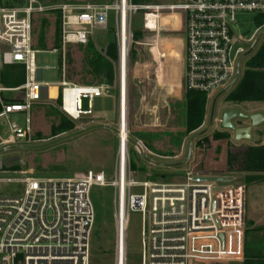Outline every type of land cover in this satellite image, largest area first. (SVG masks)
Here are the masks:
<instances>
[{
	"label": "built area",
	"instance_id": "obj_1",
	"mask_svg": "<svg viewBox=\"0 0 264 264\" xmlns=\"http://www.w3.org/2000/svg\"><path fill=\"white\" fill-rule=\"evenodd\" d=\"M35 0L19 7L0 6V72L19 66L24 82L16 88L0 87V120L14 140H26L33 130L34 109L45 104L41 89L42 70L36 65L34 20L46 11L61 16V44L85 46L96 30L106 29L113 14L118 37V151L112 178L104 172H87L82 177H4L14 165L0 157V186H24L20 197H3L0 192V264H91V238L96 214L91 200L94 187L114 190L118 262L126 264L125 233L131 213L142 216L140 264H223L228 251L245 229V189L241 185L222 187L213 182H196L204 175L188 172L183 183H136L131 171L128 112V42L133 16L144 13V29L152 28L150 17L180 16L185 44L186 91L226 93L236 84L232 50L239 15L264 16V0H181L169 6L134 5L132 0L111 4H56L35 6ZM151 38V37H150ZM148 39V45L150 40ZM257 43L252 47L254 50ZM126 48V56L125 50ZM53 53H58L54 49ZM239 79V78H238ZM61 88L60 111L73 122L94 116V101L110 91L107 85L77 86L65 80ZM229 90V91H230ZM3 94L11 97L4 99ZM83 101L87 102L84 107ZM126 116V137L121 135ZM24 118V126L14 121ZM133 144V143H132ZM139 154L142 144H134ZM19 171V170H17ZM1 189V187H0ZM135 189L142 193H134ZM124 235V238H123ZM120 237V238H119Z\"/></svg>",
	"mask_w": 264,
	"mask_h": 264
},
{
	"label": "rangeland",
	"instance_id": "obj_2",
	"mask_svg": "<svg viewBox=\"0 0 264 264\" xmlns=\"http://www.w3.org/2000/svg\"><path fill=\"white\" fill-rule=\"evenodd\" d=\"M35 2V6L50 7L62 3L79 6L111 4L115 0H35ZM179 2L181 0H153L152 3L145 5L169 6ZM26 5H28V0H23L22 3L17 0H0V6L23 7ZM56 23L57 14L50 10L37 15L34 20V48L38 51L36 65L39 70L43 71L41 82L52 85L41 89V100L45 104L34 109L32 133L26 140H14L4 120H0V157L5 164L19 168V171L7 170L4 177L12 179L23 176L38 178L82 177L91 171L94 173L104 172L108 178H112L118 151L119 120L116 90L118 61L113 63L115 65V82L110 88L112 91L106 92L102 98L94 101V116L80 122L68 119L59 108L61 88L58 84L65 80L72 85L88 86L98 85L99 80L94 77L93 67L89 63L91 58L89 55L93 53L89 54L85 47L68 46L63 48L62 44L59 49L55 47ZM144 26L143 12L133 16L128 42V130L132 134L149 135L143 142L134 139L133 144L131 143L129 146L134 182L151 180L157 183H183L190 170V164L184 163L190 156L192 141L194 139L193 143L201 141L205 136L208 137L207 139H216L214 146L229 144L232 147L259 148L263 151L264 123L253 129L252 140L237 142L232 131L222 128L221 120L223 114L230 110H237L247 117L255 114L264 115V105L227 103L225 101L227 92L223 94L217 92L209 98L202 126L186 138H182L180 146L176 144L177 139H180L185 131L184 96L186 87L182 81V76L185 75L184 61L182 63L184 67H182L179 76H175L172 87L169 84L159 85L156 82V66L147 43L154 33L146 34ZM137 36L139 37L137 38ZM41 37L44 38V47L40 46ZM181 37L184 39L185 36L181 35ZM238 39H241L242 45H236L233 48L232 56L236 73L238 63L241 61L239 81L244 73L245 63L264 42V27L258 28L255 17L252 15H239L236 40L238 41ZM90 41L94 52L103 57H106L111 44H116L118 51V37L112 19L106 29L94 31ZM258 41L257 47L252 50ZM172 42L180 44L176 40ZM182 46L181 42L177 55L179 58ZM54 49L58 50V53H53ZM5 69L6 71L0 72V87L13 88L12 85L3 82L10 76L9 68ZM183 70L184 75L182 74ZM11 96L3 94L4 99ZM83 104L86 108L87 102L83 101ZM212 111L214 117L209 129ZM61 119L72 123L74 128L54 135L52 129L58 127ZM14 121L20 126H24L22 116L15 117ZM250 123L249 119L233 120V124L237 128L249 127ZM204 134L206 135L202 137ZM196 137L198 138L196 139ZM137 142L142 144L145 150L143 154H139L135 150L134 144ZM224 160L225 158H223ZM257 163L255 159V166L247 165L242 168L243 170L235 172L213 173L217 177L226 175L234 179L232 182L221 183L220 186L241 185L245 189V229L242 236L233 242L231 250L228 251L227 260L223 264H243L247 237H250L249 241L260 242L259 248L264 253V172L255 169ZM133 164L137 168L136 170L133 168ZM250 175L262 178L248 183L246 179ZM155 178L156 180H152ZM0 187L3 197L23 195V185L5 183ZM134 193H142V190L135 189ZM91 200L96 214L91 238V264H117L118 240L114 190L94 187L91 191ZM141 241L142 216L139 213H131L127 218L125 233L126 264H140Z\"/></svg>",
	"mask_w": 264,
	"mask_h": 264
},
{
	"label": "trees",
	"instance_id": "obj_3",
	"mask_svg": "<svg viewBox=\"0 0 264 264\" xmlns=\"http://www.w3.org/2000/svg\"><path fill=\"white\" fill-rule=\"evenodd\" d=\"M19 3H22L23 0H17ZM153 0H132L134 5H145L152 3ZM14 7V6H8ZM57 14V23H56V37H55V47L61 48V16L59 13ZM256 26L258 28L264 27V16H258L255 18ZM46 25V23H45ZM147 34L148 32L145 31ZM43 35V34H42ZM138 35V34H137ZM142 35V34H141ZM139 36H137L138 38ZM43 37H41V47H44ZM89 54L90 65L93 67V75L99 80L98 85H88V86H102L107 85L110 88L113 86L115 82V65L118 61V51L117 45L111 44L109 46L108 52L106 53V57L98 55L94 52L93 45L89 39V42L85 46ZM93 56V57H92ZM9 68V78L6 79V84L12 85L13 88L19 87L24 82V74L22 68L19 66L7 67ZM6 71V69H4ZM8 70V69H7ZM87 86V85H84ZM110 91H112L110 89ZM228 95L225 99L227 103L230 104H261L264 105V42L256 49V52L247 60L245 63V70L238 82H236L234 88L227 92ZM185 103V131L180 136V139H177V145L180 146L182 143V138H186L190 134L197 131L203 124L206 114V106H207V97L205 94L198 92H190L186 91L184 96ZM61 104V97L59 100ZM1 111V108H0ZM73 124L65 121L64 119L60 120L58 127H53L52 131L54 135H58V133H63L72 130ZM129 131L130 141L133 143V140L142 141L145 138H148V134L143 133H133ZM206 134L202 135L204 137ZM202 141V140H201ZM200 140L198 143L201 142ZM149 147H151L149 145ZM232 150V161L230 163L231 170L238 171L247 165H254L255 159L257 171L264 172V149L263 151L259 148H240V147H232L229 146ZM148 149V147H147ZM130 154V151H129ZM131 158V155H130ZM239 166H241L239 168ZM255 166V165H254ZM133 168L136 170L137 168L133 164ZM254 169V170H255ZM12 170H19L17 166L13 167ZM143 170V169H139ZM243 170V169H242ZM196 174H202L199 172H194ZM204 175V174H203ZM161 177V176H160ZM152 178V177H151ZM262 177L258 176H248L247 182L252 183L254 181L260 180ZM152 180H156L152 179ZM151 181V180H150ZM250 234V233H249ZM248 236V235H247ZM250 239V237H247ZM247 239L246 247H245V255L243 264H264V253L260 250V242L257 241H249ZM127 258V255H126Z\"/></svg>",
	"mask_w": 264,
	"mask_h": 264
},
{
	"label": "crops",
	"instance_id": "obj_4",
	"mask_svg": "<svg viewBox=\"0 0 264 264\" xmlns=\"http://www.w3.org/2000/svg\"><path fill=\"white\" fill-rule=\"evenodd\" d=\"M150 18L152 22V28L157 24V26H159V31H161L160 33L153 32L154 35L150 37L153 38L154 41L152 44L148 45L156 66V82L159 85L162 84V86L169 84V86L172 87V83L175 81V76H179L182 67H184L182 65L183 61L185 65V57L183 60H181V62L180 59L182 58L177 57L179 52L178 48H180L179 46L181 42L183 43V49L185 53L184 39L181 37V35H183V25L180 16L176 14L165 13L161 15H153ZM111 19L116 31L114 15L110 17V20ZM162 35H165V37H162ZM173 40L179 41L180 44L178 45L173 43ZM156 46H158L159 50L157 54L154 52V47ZM183 73L184 70L182 71V74ZM182 81H184V76H182ZM116 90L118 93V73ZM207 138L208 137L205 136V138L200 143H192L190 160L188 162L190 164L189 172L196 171L202 173L201 175L204 174V176H215V174H213L215 172L233 171L231 170L232 168H230V163L232 161V150L230 149L229 144L223 146H214L213 144L216 139ZM223 158H225L224 161ZM220 177L228 176L220 175Z\"/></svg>",
	"mask_w": 264,
	"mask_h": 264
},
{
	"label": "water",
	"instance_id": "obj_5",
	"mask_svg": "<svg viewBox=\"0 0 264 264\" xmlns=\"http://www.w3.org/2000/svg\"><path fill=\"white\" fill-rule=\"evenodd\" d=\"M262 36H261V38H262ZM258 43H259V41L257 42V44ZM240 63H241V61L238 63L237 76H236V79H235L234 82H236L238 80L239 75H240ZM229 90L230 89H228L226 92H228ZM213 117H214V114H213V111H212V116H211V120H210L209 129L211 128V125L213 123ZM235 119H242V120L249 119L251 121V125L249 127H246V128H237L233 124V120H235ZM262 123H264V115L255 114V115H252L250 117H247V116L241 114L237 110L226 111L223 114L222 120H221L222 128L225 129V130L232 131L234 133V135H235V141H237V142L252 140V138H253V134H252L253 129L255 127L259 126ZM198 137H200V135H198ZM198 137H196V139ZM194 141H195V139L192 141V143ZM189 160H190V156L188 157V159L185 161L184 164L188 163ZM233 180L234 179L232 177H217V176H201V177H196L195 178L196 182H213V183H216V184L228 183V182H232Z\"/></svg>",
	"mask_w": 264,
	"mask_h": 264
},
{
	"label": "bare ground",
	"instance_id": "obj_6",
	"mask_svg": "<svg viewBox=\"0 0 264 264\" xmlns=\"http://www.w3.org/2000/svg\"><path fill=\"white\" fill-rule=\"evenodd\" d=\"M149 23L152 25L151 19H149ZM153 41H154L153 39L150 40V43ZM147 43H149V41ZM124 50H125V56H126V48H124ZM158 51H159L158 46L154 47V52L156 54L158 53ZM157 58H158V55H157ZM125 128H126V116L124 114L123 119H122V126H121V135L123 138L126 137ZM123 238H124V235H123ZM121 264H125V262H124V245L122 246V262H121Z\"/></svg>",
	"mask_w": 264,
	"mask_h": 264
},
{
	"label": "flooded vegetation",
	"instance_id": "obj_7",
	"mask_svg": "<svg viewBox=\"0 0 264 264\" xmlns=\"http://www.w3.org/2000/svg\"><path fill=\"white\" fill-rule=\"evenodd\" d=\"M184 57H185V53H184V49H183V46H182V48H181V58H182V60L184 59ZM250 125H251V123H250ZM233 136L235 137V135H233Z\"/></svg>",
	"mask_w": 264,
	"mask_h": 264
}]
</instances>
